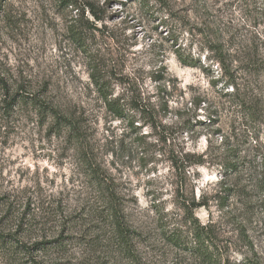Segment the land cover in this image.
<instances>
[{
	"label": "rangeland",
	"instance_id": "obj_1",
	"mask_svg": "<svg viewBox=\"0 0 264 264\" xmlns=\"http://www.w3.org/2000/svg\"><path fill=\"white\" fill-rule=\"evenodd\" d=\"M32 99L78 123L126 235ZM183 191L232 260L264 264V0H0V264H198L159 228Z\"/></svg>",
	"mask_w": 264,
	"mask_h": 264
},
{
	"label": "trees",
	"instance_id": "obj_2",
	"mask_svg": "<svg viewBox=\"0 0 264 264\" xmlns=\"http://www.w3.org/2000/svg\"><path fill=\"white\" fill-rule=\"evenodd\" d=\"M60 3L68 7L75 5V0H60ZM86 8L91 16H93L95 21L100 20L93 9V5L89 4ZM179 60L181 64L188 66V63L182 59V57L179 56ZM93 80L97 84L98 90H100L102 93L104 90V87H102L103 84H99V81L96 78H93ZM227 85L232 87L233 92L235 88L234 79L231 80ZM18 97L21 100H25L27 95H19ZM13 99L14 98L11 100ZM102 100L106 110L110 112L115 119L119 120L126 117L127 109L125 108L124 104H121V99L117 97L112 98L111 95L103 94ZM30 103L33 106H38L43 114L52 115L55 118L57 125L68 131L73 141L79 147L81 160L86 167V173L90 180L100 190H104L107 193L103 199L105 211L110 216V218L115 221L117 225H119L122 234L126 235L127 230L125 229V226L123 224L120 225V222H118L120 213L117 200L105 186L104 175L101 172L102 169L95 163L94 154L92 151L88 152L90 151V148L87 146L88 143L86 136L81 131L78 123L65 115H61V113L56 110L52 104L46 105L36 99L30 100ZM240 106H244L243 113L245 115H251L255 112L254 106H252V104L248 101H242ZM199 107L200 104L195 105L193 109H197ZM190 128L191 127L189 126L183 131L189 132ZM192 157L195 158L194 156ZM204 164L205 161L202 159V156L198 157V160L195 159L192 161V165L202 166ZM237 169L238 168L234 167L232 171L236 172ZM224 170L225 172L222 176L227 177L228 174H231V171H229L230 173H227L228 171H226V169ZM175 208L183 215L178 225L169 227L163 218H161L159 221V228L161 229L162 237L167 245L171 246V248H174L175 250L190 256V258L197 260L198 264H256L252 261L232 260L228 256L230 249H228L229 247H226L227 249L221 247V242L216 233L215 224L211 221L206 224H202L195 216L196 210L200 208H208V204L201 201L200 199H196L193 192L191 194H186L185 191L179 193Z\"/></svg>",
	"mask_w": 264,
	"mask_h": 264
}]
</instances>
